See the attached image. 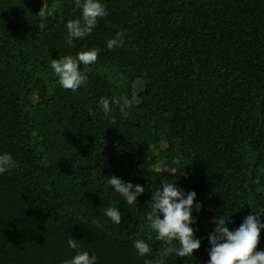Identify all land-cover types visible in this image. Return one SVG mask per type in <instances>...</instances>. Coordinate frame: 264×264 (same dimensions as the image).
I'll list each match as a JSON object with an SVG mask.
<instances>
[{"label": "trees", "instance_id": "1", "mask_svg": "<svg viewBox=\"0 0 264 264\" xmlns=\"http://www.w3.org/2000/svg\"><path fill=\"white\" fill-rule=\"evenodd\" d=\"M101 2L108 15L69 46L65 24L81 17L73 0H0V153L16 162L0 175V264H64L76 254L70 238L98 264H207L213 217L233 230L264 216V0ZM121 30L124 46L108 50ZM93 48L87 82L63 89L51 59ZM121 96L129 115L113 103L106 117L101 99ZM113 176L145 187L137 205L105 188ZM164 180L203 206L193 257L149 228Z\"/></svg>", "mask_w": 264, "mask_h": 264}, {"label": "clouds", "instance_id": "2", "mask_svg": "<svg viewBox=\"0 0 264 264\" xmlns=\"http://www.w3.org/2000/svg\"><path fill=\"white\" fill-rule=\"evenodd\" d=\"M73 4L81 12L79 19L70 20L65 24L67 31L66 43L74 46V40H82L92 35L100 19L108 15L106 6L101 0H73ZM43 15V12H40ZM125 43V32H117L114 38L107 41L108 50L122 48ZM99 55L98 49L79 52L75 55H64L59 59H51L50 68L58 78L59 85L66 90L75 92L87 82V72L81 65L94 64ZM119 107L123 117H127L133 108L127 96L109 100L102 98L100 104L106 117L112 112L111 104ZM16 167V162L9 153H0V175ZM105 181V188H111L128 205H137L138 197L145 193V187L132 182H122L115 176ZM202 204L197 202V193H187L170 180L161 181L160 187L152 193L151 212L147 219L149 228L156 234L157 240L163 241L167 251L175 252L179 257H193V253L200 249L201 238L196 237L198 215L202 211ZM254 211V210H253ZM194 213L196 215H194ZM113 225L121 223V213L116 208H110L104 213ZM264 216L257 211L244 218L242 223L230 230L227 226L229 217L215 216L211 220L212 231L207 236L210 245L207 264H264V250H257L261 232L264 231ZM178 242L176 248L173 242ZM68 246L76 250V254L64 264H98L96 255L80 250L76 239L70 238ZM133 247L139 257H149L152 250L149 244L141 238L133 241ZM144 264H164L163 257L157 259L145 258Z\"/></svg>", "mask_w": 264, "mask_h": 264}, {"label": "rangeland", "instance_id": "3", "mask_svg": "<svg viewBox=\"0 0 264 264\" xmlns=\"http://www.w3.org/2000/svg\"><path fill=\"white\" fill-rule=\"evenodd\" d=\"M112 113V112H111Z\"/></svg>", "mask_w": 264, "mask_h": 264}]
</instances>
